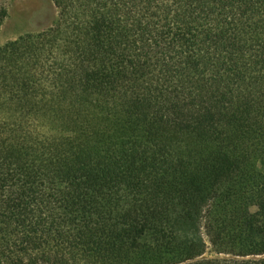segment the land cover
Returning a JSON list of instances; mask_svg holds the SVG:
<instances>
[{
  "label": "trees",
  "instance_id": "1",
  "mask_svg": "<svg viewBox=\"0 0 264 264\" xmlns=\"http://www.w3.org/2000/svg\"><path fill=\"white\" fill-rule=\"evenodd\" d=\"M51 2L0 45V264H264V0Z\"/></svg>",
  "mask_w": 264,
  "mask_h": 264
},
{
  "label": "rangeland",
  "instance_id": "2",
  "mask_svg": "<svg viewBox=\"0 0 264 264\" xmlns=\"http://www.w3.org/2000/svg\"><path fill=\"white\" fill-rule=\"evenodd\" d=\"M10 16L0 32V45L48 25L55 15L51 0H9ZM259 168L264 173V162Z\"/></svg>",
  "mask_w": 264,
  "mask_h": 264
}]
</instances>
